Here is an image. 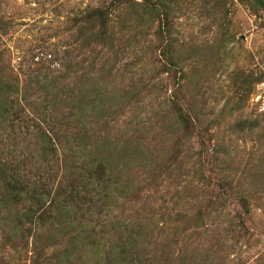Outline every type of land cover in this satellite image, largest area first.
I'll use <instances>...</instances> for the list:
<instances>
[{"label": "rangeland", "instance_id": "374dc122", "mask_svg": "<svg viewBox=\"0 0 264 264\" xmlns=\"http://www.w3.org/2000/svg\"><path fill=\"white\" fill-rule=\"evenodd\" d=\"M0 264H264V0H0Z\"/></svg>", "mask_w": 264, "mask_h": 264}, {"label": "trees", "instance_id": "16d2710c", "mask_svg": "<svg viewBox=\"0 0 264 264\" xmlns=\"http://www.w3.org/2000/svg\"><path fill=\"white\" fill-rule=\"evenodd\" d=\"M95 153H96V154H94L93 156H94V159H95L96 161H100V160H102L103 158L106 159V161H109V156L103 154V151L99 150V151H96ZM110 169L114 171V168H113V167H110ZM102 173H103V170H101V175H102ZM108 174H109V175H108V177H109L108 180L114 178V176H111V177H110V174H111V173H110L109 171H108Z\"/></svg>", "mask_w": 264, "mask_h": 264}]
</instances>
